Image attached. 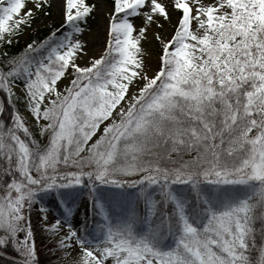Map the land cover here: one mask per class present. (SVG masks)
<instances>
[{
  "label": "snow or ice",
  "instance_id": "6c2138e0",
  "mask_svg": "<svg viewBox=\"0 0 264 264\" xmlns=\"http://www.w3.org/2000/svg\"><path fill=\"white\" fill-rule=\"evenodd\" d=\"M0 264H264V0H0Z\"/></svg>",
  "mask_w": 264,
  "mask_h": 264
}]
</instances>
